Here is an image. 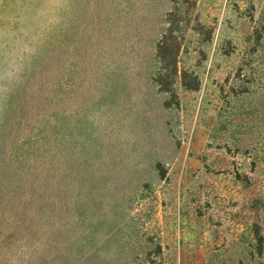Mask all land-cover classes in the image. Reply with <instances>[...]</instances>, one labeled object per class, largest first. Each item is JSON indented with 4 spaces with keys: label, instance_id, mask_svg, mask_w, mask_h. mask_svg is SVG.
<instances>
[{
    "label": "rangeland",
    "instance_id": "rangeland-1",
    "mask_svg": "<svg viewBox=\"0 0 264 264\" xmlns=\"http://www.w3.org/2000/svg\"><path fill=\"white\" fill-rule=\"evenodd\" d=\"M0 264H264V0H0Z\"/></svg>",
    "mask_w": 264,
    "mask_h": 264
}]
</instances>
